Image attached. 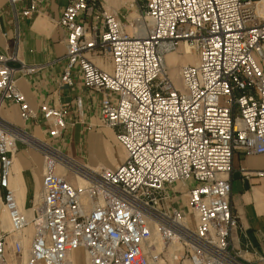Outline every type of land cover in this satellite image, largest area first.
<instances>
[{
  "label": "built area",
  "instance_id": "2783aa9c",
  "mask_svg": "<svg viewBox=\"0 0 264 264\" xmlns=\"http://www.w3.org/2000/svg\"><path fill=\"white\" fill-rule=\"evenodd\" d=\"M44 2L7 0L16 41L20 22ZM126 9L139 14L130 31L98 0H70L57 21L66 33L60 80L71 86L77 71L85 89L102 94L99 124L125 154L114 168L79 163L55 145L69 109L32 110L16 82L38 67L11 66L16 58L0 53V112L16 105L21 121H43L48 137L0 115V205L9 223L0 264L10 237L22 264H73L76 251L84 264H244L231 240L229 176L235 153L264 155V0H128ZM182 46L197 58L181 65L178 88L165 56ZM21 143L42 157L40 190L27 211L9 187ZM242 175L264 179V170Z\"/></svg>",
  "mask_w": 264,
  "mask_h": 264
},
{
  "label": "crops",
  "instance_id": "0c3cea01",
  "mask_svg": "<svg viewBox=\"0 0 264 264\" xmlns=\"http://www.w3.org/2000/svg\"><path fill=\"white\" fill-rule=\"evenodd\" d=\"M70 0H45L37 15L20 22L19 39L16 41L12 16L7 8V0H0V53L15 57L11 66L17 67L19 62L36 66L38 69L31 75L17 78L16 86L23 94L30 108L37 111L40 105L70 111L67 129L63 137L54 141L63 153L90 167L114 168L122 161L117 149L111 143L106 128L99 125L98 111L102 94L87 90L82 86L80 75L74 71L71 75L72 85L61 82L65 67V37L57 21L62 10ZM107 9L118 14L127 27V1L104 0ZM128 16H125V15ZM128 31V30H127ZM92 62L101 69L109 70L106 58L92 56ZM76 98L82 100V108L77 111ZM0 115L11 124L24 129L33 137L47 140V126L41 121L22 122L18 107L6 104ZM92 127V129H88ZM121 161V162H120ZM264 170V155L244 156L235 153L232 160L230 181V207L237 217V227L231 234L235 249L241 251L244 264H264V179L246 180L243 172ZM42 176L41 155L25 147L17 148L14 164L9 178V187L14 190L20 208L27 211L30 202L40 190ZM4 190L0 187V203ZM9 230V223L0 205V232ZM31 235V230L27 231ZM4 264H22V260L12 250L11 237L7 239ZM29 239L24 242L27 248ZM77 251L73 253V264ZM41 264V263H37Z\"/></svg>",
  "mask_w": 264,
  "mask_h": 264
},
{
  "label": "rangeland",
  "instance_id": "374dc122",
  "mask_svg": "<svg viewBox=\"0 0 264 264\" xmlns=\"http://www.w3.org/2000/svg\"><path fill=\"white\" fill-rule=\"evenodd\" d=\"M104 7H108L106 2L104 0H98ZM128 2V0H125ZM129 13V14H128ZM128 15H130L129 17H126V21H127V27H128V31H130V23H132L134 20L139 19V14L137 12H135L134 10H131L130 12H127ZM125 16H128V15ZM196 54L194 52H190V50L184 46H182L180 49H178L176 52L174 53H170L167 54L165 56V67H166V71L167 74L170 78V80L174 83V85L178 88H181L182 83H181V78H180V67L181 65L184 64H193L196 60ZM96 128H105L100 126V124L96 127ZM88 129H92V127H88ZM108 129V128H106ZM108 134L110 135L111 139V143L113 144V146L115 147V149H117L118 154H120L121 158L120 160L123 161L124 159V151L121 148V146L118 144V142L116 141L115 137H113V134L111 131L108 130ZM19 147H25L27 149H32L34 150L32 147V145L30 144H18L17 148ZM36 151V150H34ZM37 152V151H36ZM120 161V162H121ZM189 224L192 225V219L191 217H189ZM77 256L75 257L74 260V264H84L83 261V254L82 251H77Z\"/></svg>",
  "mask_w": 264,
  "mask_h": 264
},
{
  "label": "bare ground",
  "instance_id": "6f19581e",
  "mask_svg": "<svg viewBox=\"0 0 264 264\" xmlns=\"http://www.w3.org/2000/svg\"><path fill=\"white\" fill-rule=\"evenodd\" d=\"M137 21H138V20H137ZM137 24H138L139 27L143 30V28H144V23H143V21H139V22H137ZM184 47L188 48L187 46H184ZM188 49H189V48H188ZM169 54H170V53H169ZM24 140L29 141V142L32 141V139H30V138L27 137V136H24Z\"/></svg>",
  "mask_w": 264,
  "mask_h": 264
}]
</instances>
